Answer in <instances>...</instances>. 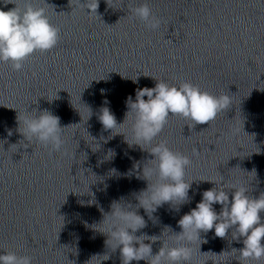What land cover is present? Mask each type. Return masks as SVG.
<instances>
[{"label":"water","instance_id":"water-1","mask_svg":"<svg viewBox=\"0 0 264 264\" xmlns=\"http://www.w3.org/2000/svg\"><path fill=\"white\" fill-rule=\"evenodd\" d=\"M14 2L44 8L60 39L53 49L34 52L19 71L0 63V252L28 255L32 264H99L103 257L88 261L94 254L109 255L101 264H122L119 248H108L106 234L91 225L103 219L101 209L110 211L113 200L138 204L135 194L147 181L136 172L144 163L151 166L147 160L153 157L129 146L123 134L105 130L98 116L107 100L117 123L123 122L126 98L135 100L137 89L154 87L156 80L190 82L231 102L214 120L194 127L170 113L152 146L165 142L190 158L189 199L165 203L151 218L137 209L146 223L135 235L164 232L161 239L177 246L178 220L215 186L212 181L218 187L222 181L230 200L232 189L241 186L254 198L264 192V0H121L118 8L99 0L98 15L76 0ZM143 3L159 20L157 30L129 12ZM13 7L0 0L5 11ZM44 109L67 126L60 151L36 142L23 147L28 142L16 131L17 114ZM118 130L130 138V121ZM137 162L141 167L133 170ZM213 207L220 212L222 205ZM233 231L223 238L214 229L201 231V240L180 241L191 249L187 264H240L232 249L243 247L242 238L233 239ZM162 240L144 242L156 254ZM209 251L227 252L214 257ZM246 264H264V258Z\"/></svg>","mask_w":264,"mask_h":264},{"label":"clouds","instance_id":"clouds-1","mask_svg":"<svg viewBox=\"0 0 264 264\" xmlns=\"http://www.w3.org/2000/svg\"><path fill=\"white\" fill-rule=\"evenodd\" d=\"M4 2L14 3L15 7L6 11L0 8V63L10 62L13 70L19 71L23 68V62L34 52L49 51L57 45L60 29L50 23L42 7L26 5L19 8L14 0H4ZM120 2L121 0H105L111 8H118L114 5ZM76 3L84 4V9L90 10L87 11L89 14L98 15L99 0H85L84 3L76 0ZM71 4L72 0H69V5ZM129 12L151 30H157L160 26L159 20L153 16L147 3L130 7ZM122 78L128 77L122 76ZM132 81L136 83L137 77ZM230 102L227 96L212 95L190 82L169 85L166 81L156 80L154 87L137 89L135 100L131 96L126 98L125 118L123 122L117 123L114 113L107 106L108 101L105 100L98 116L103 128L111 129L113 135L123 134L129 146L138 145L153 157L147 160L151 162V166H146L144 163L142 171L136 172L139 178L147 181V187L135 194L138 204L132 206L123 198L113 200L110 211L103 212L101 209L103 219L91 225L94 230L106 234L105 244L108 248L112 247L113 251L119 248L122 264H131L133 260H146L148 264H187L191 249L187 244H180V241L190 244L193 239H200L201 231L207 233L213 229L216 237L223 238L230 228L234 230L233 239L242 238L243 247L238 250L232 249L233 252H238L237 259L240 264L260 261L264 258V243H262L264 219L260 215L264 212V192L254 198L248 194L246 187L241 186L232 189L234 191L230 200L222 181L218 187L216 181L207 180L214 182L215 186L204 190L202 199L196 206L178 220L181 231L178 233L172 231L175 233L174 240L177 246L170 247L161 239L165 235L164 232L161 236L135 235L138 230L145 227L146 223L137 209L142 207L151 218L159 206L165 203L173 205L174 202L179 205L189 199L191 182L186 181L185 171L191 163L190 158L181 152L172 151L165 142L152 146L153 139L163 130L170 113L183 116L191 121L194 127L196 124H205L214 120L219 112L229 107ZM16 121V131L28 142L27 144L24 142L23 147L36 142L44 147H50L53 151L62 149V133L67 126L61 125L58 115L44 109L39 114L37 112L17 114ZM126 121H130V138L124 131L118 130ZM8 135H12L11 129L8 130ZM14 145L16 144L11 146ZM146 145L150 147H145ZM111 153L110 158L114 155L112 151ZM140 167V163L137 162L133 170ZM153 176L156 177L155 181L152 179ZM217 203L222 205L220 212L213 207ZM145 240L150 242L162 240V246L156 254H153L151 243H145ZM209 252L214 257H222L227 251H221L219 254ZM94 257H103L99 264L110 258L109 255L94 254L88 261ZM0 264H32V258L28 255L18 256L13 251L0 252ZM213 264L218 262L213 261Z\"/></svg>","mask_w":264,"mask_h":264}]
</instances>
